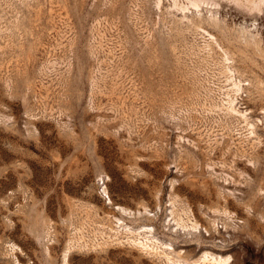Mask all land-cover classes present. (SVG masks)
<instances>
[{
  "label": "rangeland",
  "instance_id": "obj_1",
  "mask_svg": "<svg viewBox=\"0 0 264 264\" xmlns=\"http://www.w3.org/2000/svg\"><path fill=\"white\" fill-rule=\"evenodd\" d=\"M213 258L264 264V0H0V264Z\"/></svg>",
  "mask_w": 264,
  "mask_h": 264
},
{
  "label": "bare ground",
  "instance_id": "obj_2",
  "mask_svg": "<svg viewBox=\"0 0 264 264\" xmlns=\"http://www.w3.org/2000/svg\"><path fill=\"white\" fill-rule=\"evenodd\" d=\"M207 255H208V254H207ZM204 256H206V254H205ZM212 257H213V256H212ZM203 258H204V257H203ZM203 258H202V259H203ZM205 259H206V257L204 258V260H205ZM206 260H208V259H206ZM213 260H214L215 262L218 261L220 264H222V262H220V261H223V259H222V260H217V259H214V258H213ZM219 263H218V264H219ZM224 263H225V262H224ZM224 263H223V264H224ZM196 264H197V263H196ZM216 264H217V263H216Z\"/></svg>",
  "mask_w": 264,
  "mask_h": 264
}]
</instances>
